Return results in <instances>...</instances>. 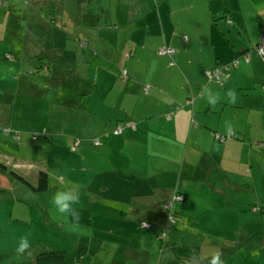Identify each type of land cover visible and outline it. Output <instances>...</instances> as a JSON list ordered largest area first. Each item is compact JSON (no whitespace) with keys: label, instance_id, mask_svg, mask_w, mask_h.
<instances>
[{"label":"rangeland","instance_id":"374dc122","mask_svg":"<svg viewBox=\"0 0 264 264\" xmlns=\"http://www.w3.org/2000/svg\"><path fill=\"white\" fill-rule=\"evenodd\" d=\"M207 1L209 0H103L104 6H108V10H110L111 18H108L107 22L102 25L107 28L104 29L101 35L96 37L95 35L100 30L93 28L97 32L88 35V38L77 36L71 24L75 18V14L91 10V7L85 0H60V2L57 1V6L44 8L39 16L38 14H29L27 19L28 25L37 30L40 28L42 30L45 29L46 43H50V46L55 43L54 50L51 49V55H58V52L61 59L55 62L56 66H52L53 68H49L48 72L41 75L44 80L50 81L53 77H56L60 81L51 82L48 91L44 93L46 94L48 106H51L50 118L52 124H57V122L63 123L62 125H58L56 130L58 132L76 133L74 127L75 121H72V116L70 115V111L73 108L70 105L77 106L78 111L75 112V116H83L85 114L84 109L90 106L92 100L90 93L93 91V88H90L87 82L89 79L87 67L90 61L95 59V57L110 61L114 58L112 52L109 53V55H112L110 56L111 59H108V57L102 54V50L106 47L116 49L121 47L122 51L132 34L133 39L136 41L135 43L144 48V51L140 53L142 59L146 61L164 60L168 67V58L172 57L173 54H170V56L159 55V49L155 47L157 41H155L153 33L169 34L173 28L177 29L181 33L175 34L179 37V41L174 46H171L175 49L173 60L176 65L174 66V63H171L170 67L173 66V69H178V56H180L181 61H191L192 65L187 67L186 70L187 73L189 70L190 74L195 76L200 74L204 65L208 63L215 65L217 55L214 47L209 43V35L214 31L215 33H220L219 28L225 26L226 18L235 19L238 14H235L237 10L231 6H227L229 5L228 3H222L219 9L209 10L206 8ZM238 3L244 13L240 14L244 20L243 27L245 22H247L245 28L248 29L249 36L255 38V33L259 30L260 24L253 20V2L251 0H238ZM72 4L73 8L71 7ZM95 4L96 0H94ZM5 6L4 0H0V29H3L7 25L6 22L10 20V15H16L21 18L28 11L31 12L28 3L25 2L18 1V5L15 8L20 10V12H16V14H10L8 8ZM158 6L160 18H158L157 12H155ZM167 6L172 8L174 14L170 20V15L166 10ZM1 7L3 8L1 9ZM184 11L186 12L183 13ZM128 14H131L129 18ZM147 14H155L156 18L146 17ZM98 15L96 12L95 14H88L86 19L92 21V18H94L98 22ZM78 20H80L79 17ZM231 30H233L232 33H229L226 28L221 32L223 40L227 41V43L228 41L232 43L234 40L236 42L243 40L242 33L235 23L231 27ZM9 37L11 36L9 35ZM28 37H23L26 40L25 45L31 43ZM38 40L40 43L43 42L41 35L35 38L36 42ZM163 47L172 49L166 46ZM8 48L6 41L0 43V60L5 63L7 61L4 60V53L9 51ZM179 53L180 55H178ZM134 59L135 56L130 58L131 61ZM45 61L47 62V59ZM9 62L8 64H10ZM157 65L160 69V74L163 73L165 76H170V74L174 73L170 69H163L162 66ZM6 66L8 65L6 64ZM93 70L94 68L90 69V74H92ZM15 72L16 70L14 71L13 80L0 84V138L3 136V129L9 127L1 119L3 114L2 108H8V112L12 116L13 107H15L14 126L23 127L30 125V122L21 116V109L27 108V91L31 90V88L27 83H20L23 81L19 80L18 75L15 76ZM21 75L27 77L24 71L21 72ZM28 79L32 83H38L39 75H30ZM45 82L43 81L42 83ZM226 91L227 89L219 92L221 98L227 101L224 95ZM235 91L238 102L242 94L238 95L239 92L236 87ZM101 92H104L102 88H100ZM116 93L120 92L116 91ZM96 95L101 100L100 94L96 93ZM136 99L137 97H132L129 104L132 105ZM119 101L124 102V97H121ZM1 103H4V105L6 103V106ZM229 110L232 113L227 117L226 121L231 122L235 114L237 115L236 119H240L244 114L242 110H238L237 112L231 108ZM138 114L144 117H152V114L145 112L143 108L138 111ZM110 115L113 116L114 113L110 112ZM208 116L211 117L213 115L209 114ZM164 118L166 119L167 116H164ZM225 119H223V122ZM77 121L80 122L79 120ZM147 121L153 127L151 131L154 134H157L154 131L155 129L160 135L167 137L164 131L154 125V121L150 119ZM244 122L240 125L241 131L244 130ZM250 123L247 127L248 137L246 150L243 152V155L253 156L249 163L248 159L246 162L248 165H252L253 169L251 172L250 170L247 172L248 175L246 177L244 176V178L239 179V186H246L238 189L237 196L238 199L241 198L245 202L239 205L240 208L248 210L250 206H255L263 209L262 213L252 214L246 211L242 212L240 208H235L236 204L229 196L217 198L214 195L215 189L211 183L218 182V172L217 167L212 166L208 157L212 153H216L217 146L212 144L201 146L200 153L193 148L191 142L189 144L192 147H187L188 144L177 145L172 143L168 137V140L159 139L153 137V135L146 137L145 133H142L138 136L137 143L129 144L126 142V145L120 144L117 147L114 145L112 149L101 145H91L88 146L89 150L86 154L76 150V152H72L69 147L70 153L65 151L62 161L56 163H53V153L51 152L53 150H50L49 158L45 156V153L44 156L42 154H37L36 156L41 159L44 157V160H46L41 161L38 165L39 168L41 165L44 169H47L46 174L49 172L47 174L48 189L46 191L43 193L33 191L32 187H36L37 185L35 178L36 168H30L29 170L31 171L27 173V178L25 179L31 187L26 185V183L23 184L17 178L12 179L14 184H8L3 187L8 193L0 194V264H34L36 255L43 252L44 248L41 250H37V247L33 250L30 248V254L25 253L24 255H17L15 252L19 238L29 232L32 234L30 236L31 244L36 246L34 240L39 239L45 243L46 248L54 247L56 251H66L68 264H106L104 258L107 256L109 244L103 247L101 243L95 242L93 248L90 249L89 244L85 242L87 239L85 232L89 229L84 226L86 217L82 214L83 210L81 209L85 207V196L81 194V204L77 206L81 219L79 228L76 230L69 228L65 218L55 210L50 201L55 189L54 186L61 189L62 186L66 187L69 185L68 182L64 181L62 184L59 180L60 175L64 176V172L70 171L69 166L73 168L71 171L77 172L71 182L79 187H83L85 181L90 182L92 177L104 170L107 165L109 166L108 169H113L115 165L121 167L124 171L132 169L137 173L140 172L141 175L147 176L161 172L181 173L179 183L182 185V188L185 185V189H187L185 191V194H187L186 203L194 209V214L202 211L210 217L209 214L212 212L221 211L219 219H209L205 216H200L205 217L207 221L195 222L194 228H187L184 235L180 228L170 229L171 235L174 233L173 238L188 243L183 247L172 245L171 248L174 250L168 252L172 258L179 259L178 261L181 264H183V261L188 258L187 256L192 251H195L192 248L195 246L201 264H209L211 258L202 261L204 253L208 251H211L210 256L214 251L221 252L224 264H264V130L259 127V124L256 126V124ZM236 125L238 124L236 123ZM40 137L37 141L32 142L34 144H46L44 139ZM45 148H47V145H44ZM105 148L106 150H104ZM250 150L252 151L250 152ZM8 151L15 150L13 147H9ZM31 152L33 154L36 153L34 149L30 150L29 148L28 157L31 155ZM203 152L211 154L204 156ZM63 163L67 165L68 169L63 166ZM37 164L34 162V167H37ZM62 166L63 168L61 169ZM10 167L9 165L8 169L12 171ZM57 171L59 173L55 176ZM13 172H16V170ZM219 181L224 182L221 178H219ZM248 187L252 189L251 193L246 192ZM163 195L164 190L160 189L155 191L151 197L142 200L147 209L144 211L148 214L146 219L149 220V217H152L150 220L151 227H144L142 229L148 230L146 233H154L155 237L157 234L163 232V226L165 225L164 216L159 215L162 210L160 205L164 201ZM102 206L103 211L109 210L106 204ZM157 214L159 215V219H161L160 221H156V218H154ZM107 215L112 219L115 217L109 215V213ZM98 216L91 218L97 220ZM253 218L259 219L260 223L256 225ZM170 230L167 232L165 241L169 238ZM204 233H218L221 238L217 236L206 237ZM213 238L216 240V245L209 243ZM110 247V251L115 253L114 248L116 247L112 244ZM177 248L180 252L185 253V255L177 254L175 250ZM164 257L168 256L165 255Z\"/></svg>","mask_w":264,"mask_h":264},{"label":"crops","instance_id":"0c3cea01","mask_svg":"<svg viewBox=\"0 0 264 264\" xmlns=\"http://www.w3.org/2000/svg\"><path fill=\"white\" fill-rule=\"evenodd\" d=\"M18 1L20 0H4L5 7L8 8L10 14L20 12V10L15 8V6L17 7L18 5ZM34 1L41 3L42 5L40 4V6H44L50 2L49 0ZM54 1L60 2V0ZM102 1L96 0V4L94 5V0H85V2L91 7V10L82 12V14L88 15L95 14L96 12L99 15L97 16L98 22L92 18L90 25L85 26V29H90L88 31L89 33L81 31L82 34H85L86 36L95 34L97 31H94L93 28H96V30H100L95 35L98 37L104 32V29L107 28L102 25L107 22L108 18H111V14L110 10H108V6H104ZM251 1L254 5L252 13L254 16L253 20L260 24V35L259 30H257L255 38L249 36L250 33L248 29L245 28L247 22H245L243 27L244 20L240 14L244 13L239 6L238 0L207 1L206 8L209 10L219 9L222 3H228L229 5L227 6H231L237 10L235 14L238 15L235 19L227 17L225 26L219 28V31L222 32L226 28L229 33H232L234 29L231 30V27L235 23L242 33L243 40L240 42L234 40L232 43L228 41L227 43V41L223 40L221 37V32L215 33L214 31L210 33L208 39L209 43L212 44V47H214V50L216 51V63L215 65L212 63L204 65L200 74L196 76L191 75L189 70L187 73L186 69L192 65L191 61H181L180 56H178V69H173V66L170 67L171 63H174V66L176 65L173 60L175 49L171 46L178 43L179 37L175 34L180 33L179 30L174 28L169 34L158 32L153 33L155 41H157L155 47L159 50L163 46L172 48L173 55L168 58V67L164 60L146 61L142 59L140 53L144 51V48H141L140 45L135 43L136 41L133 39V34L122 51L121 47L118 49L109 47L104 48L102 54L105 57H108V59H111L110 56L112 55H114V58L108 61L100 57H95V59L90 61L87 67L89 76L87 82L89 83L90 88H93L92 93H90L92 100L90 106L84 109L85 114H83V116H78L77 119L72 118V121H75L74 127L76 133H65L64 131L58 132L56 130L57 126L62 125L63 123L60 124L57 122V124H52L50 118L51 108H49L42 97L44 93L48 91L51 82H60L58 78L53 77L50 81L41 78L42 82L46 81L43 83L44 86H42L41 83H37L36 86L35 83L29 81L28 78L30 75L25 72L24 66L26 65L23 60H20V62L7 61L6 63L0 60V84L7 83L9 82L8 80H13L14 71L16 70L15 76L18 75L19 80L23 81L20 83H27L30 85L31 90L27 91V95L29 97L33 96V98L37 99H26L27 108L21 109V116L23 119L30 122L29 126H14L15 107H13L12 116L9 113L2 114V121H5V123L9 125L7 129H13L17 134H6L5 131H3V136L0 138V194L8 193L3 187L8 184H14L12 179L17 178V176H14L12 173L14 170H16V174L19 176L27 178V173L31 171L29 169L36 168L35 178L36 181H38L39 172L42 171L45 173L47 169H44L41 165L39 168L38 165L40 162L46 160H44V157L42 159L36 157L37 154H42L44 156L45 153V156L49 158L50 150H53L51 151L53 153V163H56L62 161L65 151L70 153L69 147L71 149L72 145L75 147L74 150L86 154L89 150L88 146L92 145L93 139H97L99 145L112 149L114 148V145L116 147L120 144L126 145V142L129 144L137 143L138 136L142 133H145L146 137L153 135V137L166 140H168V137L171 139L170 141H172V143L177 145L188 144L187 147L191 146L189 144L191 142L193 148H195L197 152H200V147L204 144L217 146L216 153H202L204 156L211 154L208 159L212 166L217 167L218 190L216 192L222 195L225 193V190L231 192V190L236 189V183L237 185L239 184V178L246 177L248 175L247 172L249 170L251 172L253 169L252 165L246 163L247 159L249 163L253 156L243 155L247 144L248 124L253 121L250 124H256V126L259 124V127L264 130V60L254 53L241 55L244 50L251 49L258 43L262 34V29L264 28V0ZM20 2H22V0ZM71 7L73 8V4ZM169 7L167 6L166 10L170 15V20V18H173L174 14L172 8ZM2 8L3 7H1V9ZM156 9L155 12H157L158 18H160L159 6ZM222 9H224V7H222ZM185 12L186 11L183 13ZM36 13L37 12H34L33 14ZM152 13H154V11H152ZM25 14H30V12L28 11ZM25 14L22 18H24L27 23L29 15L26 17ZM130 16L131 14H128V18ZM148 16L153 19L156 18L155 14H147L146 17ZM15 18L18 17L16 15H10V20H8L6 24L11 23L10 26L13 28L15 26ZM244 18L247 19L246 17ZM116 20L118 19L116 18ZM8 28L9 27L0 29V35H2V37L4 33L6 34L7 31L9 32ZM27 28L29 29V32L31 30L33 31L32 35L30 34L29 36L30 39H28L30 42L32 40V43L27 47L30 51L28 55L32 57L43 56L44 59H47L49 68L56 66L55 62L60 61L61 59L58 52V55H51V49L55 48V43L51 46L49 45L50 43H46L45 29L42 30V28H40L37 30L31 28L28 23L26 25V29ZM9 33L13 34V32ZM60 33L62 32L60 31ZM77 33L79 32L77 31ZM39 35L42 36V43H40L39 40L37 42L35 41V38L39 37ZM2 37H0V43H3L2 40L4 38ZM92 43L94 44L93 41ZM142 44L144 43L142 42ZM111 52L112 55H109ZM25 53L23 59L24 57L28 58ZM178 55H180V53ZM134 56L135 59L131 61L130 58ZM234 59L238 60L237 68L227 72L225 74L226 76H224L225 79H222L219 84L214 81H209L208 79L206 81L207 72H210L213 69L230 66ZM245 60L247 62H245ZM8 62L10 64H8ZM6 64L8 66H6ZM157 64L162 66L163 69L172 70L174 73L170 74V76H165L163 73L160 74V69ZM91 68H94L92 74H90ZM121 70L127 72V79L125 81L119 78ZM23 71L27 77L21 75V72ZM39 85L42 86V89ZM205 85L216 91H225L226 89H232V87L235 89L236 87L239 92L238 95L240 96V94H242V96L239 97L240 101L235 104L229 103L221 98L216 107L212 108L208 105L205 97L201 95V89ZM100 88H102L104 92L100 93ZM115 90L120 93H116ZM96 93L98 95L100 94L101 100H99ZM245 96L248 97L245 98ZM121 97H124V102L119 101ZM132 97H137V99L132 105H130L129 103L132 100ZM70 107L76 111L77 106L70 105ZM142 108L145 112L152 114V117H144L143 115L138 114V111ZM230 108L235 112L238 110L244 111V114L240 119H236V114L232 118L231 123L235 130L234 134L226 132L223 122V119L226 118V121L227 117L232 113L229 110ZM110 112H113L114 115L111 116ZM209 114L213 116L210 117L208 116ZM6 115H8L7 119L5 118ZM70 115L75 116L72 113H70ZM164 116H167V118L165 119ZM148 119L154 121V125L164 131L167 134V137L160 135L155 129L154 131L157 134H154L153 131H151V128L153 127L149 125V122L147 121ZM243 121H245L243 125L244 130L241 131L240 125ZM123 122L132 123L120 127V124ZM236 123L238 125H236ZM117 127L120 128V133L114 135L113 130ZM33 133H36L37 140L41 136L40 138L44 139L46 144H34L31 139ZM214 135H227L230 137L224 142L219 143L215 141L213 137ZM79 140L81 141L80 145L78 144ZM44 145H47V148L44 149ZM9 147H13L15 151H8ZM52 147H54V149H52ZM29 148L30 150L34 149L36 153L33 154L31 152V155L28 157L27 154ZM106 148L104 150H106ZM251 151L252 150H250V152ZM73 161L76 162L75 160ZM34 162L38 163L36 165L37 167H34ZM6 164L11 166L10 168L12 171H9V165ZM63 166L68 169L66 164L63 163ZM69 168V172H64V176H59V180L62 184L64 181H66V183L68 182L69 185L73 184L71 181L74 176H76L77 172L71 171L73 169L72 167L69 166ZM108 168L109 166L107 165L104 170H107ZM112 170L141 175L140 172L137 173L132 169L124 171L121 167L115 165ZM58 173L59 172L57 171L55 176ZM229 173L233 176V179H229L227 176L230 175ZM47 174H49V172ZM219 178L223 179L224 182H220ZM234 179H236L237 182H233ZM90 182L85 181L83 187H79L80 193L86 198L85 207L81 209L83 210L82 214L86 217L84 226L89 228L85 232L87 238L85 241L89 244L90 249L93 248L94 242L101 243L103 247L106 246V244H109V249L106 253L107 256L104 258L106 264H158V252L161 246L156 239L157 236L155 237V234L152 232L146 233L148 230L141 229L137 224L138 221L150 223L152 217H149V220L146 219L148 217V214L144 212L147 210L146 206L144 204L142 206L138 204L139 207H137L135 202L119 204L114 201L99 200L97 197H94L95 195L90 193ZM63 187L64 186H62L61 189ZM54 188L53 193L60 189L59 187L57 188V186H54ZM223 188L225 190H223ZM242 203L245 202L239 201L238 203V201H235V208L239 209V205ZM104 204L108 206L109 210L103 211L104 209L102 205ZM107 213L115 217L112 219ZM96 216H98L97 220L91 218ZM154 218H156V221L161 220L159 219V215H156ZM173 235L174 233L171 235L170 232L165 246H168V244L174 241L179 243L184 242L180 239L173 238ZM204 236L210 237L205 233ZM34 241L36 242V246L31 244L32 250L37 247V250L44 248L43 251H56L54 247L46 248L44 245L45 243L41 242L39 239H35ZM209 243L215 244V238ZM111 244L116 247L114 248L115 253L110 251ZM170 246L172 245H169V249L167 250L166 248L165 250L166 253L164 251L161 255L162 258H160V264H173V258L168 252L173 251L174 249ZM175 250L177 254L185 255V253L180 252L178 248ZM208 252L211 253V251ZM210 253L209 256L204 255L202 261L211 258ZM165 255L168 257H164ZM121 258L123 259V262ZM109 259L111 260L109 261Z\"/></svg>","mask_w":264,"mask_h":264},{"label":"trees","instance_id":"16d2710c","mask_svg":"<svg viewBox=\"0 0 264 264\" xmlns=\"http://www.w3.org/2000/svg\"><path fill=\"white\" fill-rule=\"evenodd\" d=\"M21 1V0H20ZM76 1V0H75ZM22 2L28 3L29 7L31 8L30 10L34 13L37 12L36 14H41L43 12L44 8H51L55 5H57V2H55L54 0H50L49 3H47L44 6H40L41 3L35 2L34 0H22ZM34 2V3H32ZM42 5V4H41ZM39 9V10H38ZM38 10V11H37ZM32 12H30V14H33ZM56 12V11H55ZM77 12V11H76ZM79 14H75V18L73 20V22L71 23L73 26V31L77 36H86L85 34H82L81 31L83 32H87L90 29H85L86 25H90V23L92 21H88L86 19L87 14H82V12H78ZM29 14H25L26 17H28ZM78 17L80 18V20H78ZM19 18V17H18ZM15 18V26L12 28L11 23L7 24L4 28L9 27L8 30L9 32H13V34L9 33L7 31V33L3 34L4 38L2 41L3 42H7L8 43V52L6 51L4 53V57L6 61H19L23 60L26 66H24L25 72L26 74L29 75H34L37 74L39 75V82L41 83L42 86H44V84L41 81V75L44 74L45 72H48V63L45 61V59L43 58V56H36V57H32L29 56V49L27 48L28 45H25V41L23 39L26 38L27 36H30V34L32 35V30L29 32V29H26V20L24 18ZM77 18V20H75ZM54 23V22H53ZM30 27V26H29ZM78 28V29H76ZM77 31L80 33H77ZM15 32V33H14ZM62 32V31H61ZM9 35L11 37H9ZM23 36V37H22ZM88 36V35H87ZM86 36V38H87ZM28 39H30V37H28ZM32 43V40H31ZM258 44V43H257ZM256 44V45H257ZM30 45V44H29ZM87 45V44H86ZM255 45V46H256ZM255 46H253L251 49L248 50H244V52L241 53V55H245V54H251L254 53L255 54ZM25 50V51H24ZM26 52V53H25ZM25 55L28 56L24 57ZM257 55V54H256ZM258 56V55H257ZM21 58V59H20ZM37 64V65H36ZM238 66V65H237ZM237 66L235 67H231L229 71L236 69ZM29 69V70H27ZM121 71H125V70H121ZM126 72V71H125ZM223 76H226L225 74L227 72H223ZM127 75V72H126ZM35 85L37 86V83H35ZM40 86V88L42 89V86ZM35 89V87H34ZM44 98V101L47 105H49L46 102V94H44L42 96ZM27 98L29 99H35L33 98V96H28ZM43 101V102H44ZM2 105H4V103H1ZM6 106V103L5 105ZM11 107V106H10ZM49 108H51V106H49ZM9 109H5L2 108V112L3 113H9L8 112ZM76 111L77 108H76ZM74 109L70 111V113H72L73 115H75ZM78 116H72L73 119H77ZM6 119L8 118V115H6L5 117ZM132 122H123L121 123L120 127H124L125 125H128ZM5 133L7 134H17V132H15L13 129H4ZM43 133V132H42ZM120 133V128L117 127L113 130V134L116 135ZM32 137L35 136V141H37V135L36 133H33L31 135ZM215 141L222 143L224 142L226 139H228L230 136H220V135H214L213 136ZM32 139V138H31ZM32 141H34L32 139ZM81 141H78V144L80 145ZM78 145V147H79ZM92 145L96 146L99 145V142L97 139H93L92 140ZM77 147V148H78ZM76 148V149H77ZM72 151L74 152L75 147L72 145ZM14 174V176H17V179H19L23 184L26 183V185L30 186V184L28 183V181H26L25 177L19 176L18 174H16V172H12ZM230 174V173H229ZM250 174V173H249ZM181 173H170V172H161V173H156L153 175H138V174H133V173H126L123 171H117V170H112V169H107L101 172L96 173L89 185V191L91 194L95 195L94 197H97L99 200H109L111 202H116L119 204H126L129 202H132L136 204L137 207L142 206V200L146 199L147 197H151L152 195H154L155 191H158L160 189L164 190V201L163 203H161L160 207H161V214L159 213V215L164 216L165 218V225L163 226V232L160 234H157V241L159 242V245L161 246L159 248V254H158V264H160V258L161 255L163 254V252L169 249V245H174L176 247H183L185 245H187V242H177L174 241L170 244H168V246H165L166 243V238H167V232L168 230H172L173 228L177 229L180 228L183 231V235L186 234V229L187 228H194L193 225L195 222H201V221H207L206 218H214V219H219L220 215L219 213H221V211H217V212H212L210 215V217L208 216V214H204L202 211H200L199 213L194 214L193 211L194 209L188 204L186 203L187 200V194H185V191L187 189H185V185L182 188V185L179 183V181L181 180ZM229 177V179H233L232 175H227ZM240 179V178H239ZM237 182L236 179L233 180V182ZM239 183V181H238ZM212 186H214L213 188L215 189L214 195L218 198L221 196H229L234 202L235 201H242L241 198L238 199V189L242 186H246V185H242L239 186V184L237 185L236 183V189L231 190V192L228 190H225L224 194H219L216 191L218 190V186L217 183H211ZM31 187V186H30ZM33 190L37 191V192H44L48 189V183H47V174L46 172H39V177H38V181H37V185L36 187H32ZM242 190H244L243 188H241ZM252 189H250V187L247 188L246 192L251 193ZM264 202V201H263ZM139 204V205H138ZM177 205V206H176ZM250 206V205H249ZM250 209L245 210L244 208H240L243 211L246 212H250V213H262L263 209L261 208H257L255 206L253 207H249ZM223 211V210H222ZM158 215V214H157ZM200 216H205V217H200ZM254 222L256 225H258V223H260L259 219L253 218ZM138 227H140L141 229L144 227H151L149 222H137ZM147 225V226H145ZM170 230V232H171ZM185 231V232H184ZM208 236H217L220 237L221 236L217 233V234H207ZM183 239V238H182ZM86 242V241H85ZM95 243V242H94ZM212 244V243H210ZM216 245V243L214 244ZM172 247V246H170ZM83 248V247H82ZM195 249V253L197 254V249L196 246L192 247ZM67 252L66 251H43L41 253H38V255H36L35 259H34V264H68L67 262ZM166 253V251H165ZM188 253V252H186ZM210 252L204 253V255L209 256ZM188 257V256H187ZM181 259V258H180ZM179 259H175L173 258V264H181L180 261H178Z\"/></svg>","mask_w":264,"mask_h":264},{"label":"clouds","instance_id":"9594fccd","mask_svg":"<svg viewBox=\"0 0 264 264\" xmlns=\"http://www.w3.org/2000/svg\"><path fill=\"white\" fill-rule=\"evenodd\" d=\"M221 79L225 78L221 77ZM201 95L206 98L208 105L212 108H215L221 100L220 92L213 90L207 85L201 89ZM224 95L227 98V102L232 104L237 103V93L235 89H228ZM224 127L227 133L234 134L235 130L230 121H224ZM50 202L55 210L65 218V221L68 223L71 230H76L79 228L81 216L77 206L81 204V193L78 185L73 183L62 189H58L52 194ZM31 235V232H29L19 238L17 247L15 249L17 255H24L25 253L30 254L29 249L31 248ZM183 264H201V262L195 251H192L188 258L183 261ZM209 264H224L222 253L219 251H214L211 254Z\"/></svg>","mask_w":264,"mask_h":264},{"label":"built area","instance_id":"2783aa9c","mask_svg":"<svg viewBox=\"0 0 264 264\" xmlns=\"http://www.w3.org/2000/svg\"><path fill=\"white\" fill-rule=\"evenodd\" d=\"M254 51H255V54H257L260 58H262L264 60V28L262 29L261 37L259 39L258 44L255 46ZM158 53H159V55H162V56H170V54L171 55L173 54V51L171 49L163 47L159 50ZM246 60H245V62H247ZM237 65H238V60L234 59L230 66L222 67L219 69H213L210 72H207V74H206L207 79L209 81H214V82L219 84L222 80L221 77L224 74L223 72H228V70L231 67H235ZM119 77L121 78V80H126L127 79L126 72L121 71L119 74ZM32 139L35 140V136H33Z\"/></svg>","mask_w":264,"mask_h":264}]
</instances>
